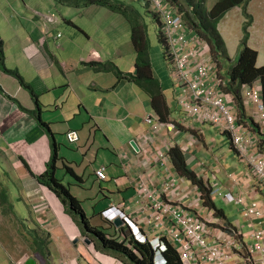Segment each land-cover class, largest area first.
Here are the masks:
<instances>
[{"label": "crops", "instance_id": "1", "mask_svg": "<svg viewBox=\"0 0 264 264\" xmlns=\"http://www.w3.org/2000/svg\"><path fill=\"white\" fill-rule=\"evenodd\" d=\"M7 1L9 9L4 12L0 0L5 66L19 72L35 97L0 68V85L10 96L0 93V170L9 177L5 182L0 176V188L9 191L16 211L6 213L0 206V264H26L31 257L36 264H124L96 250L93 241L86 244L76 220L66 213L58 197L36 180L46 172L54 154L55 177L65 168L73 173L66 186L80 201L90 225L104 229L108 236L118 232L113 223L102 218V212L112 204L133 218L149 239L160 235L158 229L143 223L151 211L143 210L146 203L135 184L142 178L161 187L166 173L156 162L155 154L163 150L166 142L190 144L185 154L187 164L206 182L218 184L224 192L244 194L248 201L260 200L264 205V186L256 180L246 186L232 184L231 177L249 169L238 161L229 137L209 124L186 122L164 86L166 76H159L152 66L151 77L160 83L167 104L166 120L158 121L148 92L125 76L116 79L111 71L113 62L77 56L75 42L56 38L61 33V21L48 35L44 33L34 11L52 12L56 6L53 0ZM73 36L76 38L77 34ZM87 38L94 40L91 35ZM96 64L109 70L97 71ZM263 65L264 54L258 52L257 66ZM119 71L123 75L137 74L136 67ZM252 108L245 107L247 118L256 111ZM148 115L154 117L153 122L161 123L158 128L155 123H145ZM146 135L152 137L151 151L142 141ZM132 141L140 148L138 152L131 146ZM100 167L105 169V180L95 175ZM185 186L194 189L188 180L183 182L182 187ZM235 205V215L240 212L241 217L231 220L230 214L234 213H224L228 221H236L231 223L245 235V243L252 244L253 240L247 237L252 227L246 223L243 207ZM24 211L27 218L23 217ZM35 249L47 251L46 257Z\"/></svg>", "mask_w": 264, "mask_h": 264}, {"label": "built area", "instance_id": "2", "mask_svg": "<svg viewBox=\"0 0 264 264\" xmlns=\"http://www.w3.org/2000/svg\"><path fill=\"white\" fill-rule=\"evenodd\" d=\"M150 1L160 19L166 57L177 84V102L186 122L209 124L230 138L235 153L249 169L231 177L234 186H246L253 180L264 186V153L259 150V140L253 128L239 116L233 96L223 90L226 81L214 71L207 44L183 21L174 5L164 0ZM44 19L48 25L57 20L54 15ZM242 99L245 107H255L256 111L249 118L264 132L260 82L243 85ZM153 118L146 116L145 123H155L154 127L158 128L161 123L153 122ZM142 141L145 148L151 151V135L143 136ZM175 146L183 154L190 149V144L180 146L166 142L163 150L155 154L156 162L164 167L166 173L161 187L157 188L154 181L142 178L135 184L136 191L146 203L143 210L151 211L143 223L158 229V237L150 240L138 223L115 205L103 211V216L110 221L121 218L138 242H150L156 247L153 255L160 250L168 251V244H172L181 264H264V221H255L264 218L262 202L257 199L248 201L246 195L231 191L222 193L225 203L243 207V214L248 219L246 223L252 227L247 237L253 240L252 244L245 243V235L238 226L226 225L214 215L213 210L201 206L202 194L198 187H182L181 180L184 178L179 179L173 172L168 156L169 150ZM104 172V167H100L95 175L99 180H105ZM209 186L212 196L221 194L218 184Z\"/></svg>", "mask_w": 264, "mask_h": 264}, {"label": "trees", "instance_id": "3", "mask_svg": "<svg viewBox=\"0 0 264 264\" xmlns=\"http://www.w3.org/2000/svg\"><path fill=\"white\" fill-rule=\"evenodd\" d=\"M53 1L56 4H64L67 7H73L76 9L99 6L112 13L119 14L125 19L131 29V41L135 52V67L137 74L135 76L132 74L123 75L120 71H118L115 65H112L111 71L116 72L120 77L125 76L124 78L126 80L134 81L136 85L146 90L151 97L153 108L158 114L160 120L165 121L167 104L164 99L160 83L151 77L152 63L150 58V44L147 38V27L143 17L144 14L151 16L159 23L161 28L158 14L150 11L148 8L151 5V2L149 0ZM167 1L177 7L178 13H180L183 21L203 38L209 48L210 56L213 59L215 66V71L219 72V70H222L223 68L226 70V76H224L226 83L223 90L233 96L241 119L243 118L242 120L249 123L258 133L261 141L259 149L264 152V134L260 132L258 128L259 126L253 122L252 118L245 119V105L242 99L243 85H252L254 82L259 81L262 92V101L264 104V65L261 67L257 66L258 51L249 47L247 44L250 37L247 28L248 26H251L252 16L245 14L248 22L243 25V37L240 42V52L233 62L229 58L226 43L218 30L219 23L228 12L236 6H240L243 8L245 13L246 6L251 0H216L210 9L207 8L206 0ZM138 2L143 6V12L136 6V3ZM143 4L146 6L144 7ZM159 40L160 42H163L162 30L159 32ZM227 60L231 61V64L225 65V61ZM0 68L8 74L14 76L19 83L26 88L33 97H35L31 87L24 81L19 72L17 70H10L6 68L1 38ZM96 70L108 71L109 69L96 64ZM0 93L10 98V96L5 93L1 85ZM33 113L36 114V110ZM43 127L48 130V126L46 124H44ZM168 156L172 170L179 177L188 180L192 186H196L200 189L202 194L201 206L207 207L209 210H213L214 215L217 218L223 220L226 225L231 226L232 223L228 221L224 210L216 206L212 197L211 187L192 168H190L182 151L177 146L172 147L168 152ZM55 163L54 154L50 162L47 164L46 172L37 176L36 180L41 185L46 186L58 197L63 204L66 213L76 220V223L81 228L84 236L92 239L96 250L111 255L124 264H151L152 249L150 245L139 243L134 239V237L129 236L124 228L121 227L118 229L124 236L122 241H118L110 239V235L108 236L104 232V229H99L98 227L96 228L90 225L81 207L80 201L71 194L68 186H65L61 180H58L55 177ZM0 206L6 213L13 212V204L10 200L9 191L6 188L0 189ZM168 245V251L165 253L168 264H181L176 248L170 243ZM35 250H37L41 256L46 257L47 251L43 249Z\"/></svg>", "mask_w": 264, "mask_h": 264}, {"label": "rangeland", "instance_id": "4", "mask_svg": "<svg viewBox=\"0 0 264 264\" xmlns=\"http://www.w3.org/2000/svg\"><path fill=\"white\" fill-rule=\"evenodd\" d=\"M27 1L28 0H26V2ZM215 1L216 0H206L207 8L210 9ZM136 6L140 11H144L143 6L139 2L136 3ZM145 6L146 5H144V7ZM2 8L4 12L9 9L7 0H3ZM148 8L152 11L153 7L149 6ZM52 10L53 13L59 16L62 23L60 26V32L63 35L62 40L65 42H75L78 47L76 52L77 56L89 55L93 59L104 61V63L113 62L112 64L116 65L118 71L120 69L124 72L135 68V52L131 41V29L121 15L112 13L99 6H90L78 10L73 7H67L64 4H56ZM245 14L252 16L251 26H248L247 28V31L250 34L247 44L249 47L260 52L261 56L264 54V0H251L246 6L245 13L242 7L236 6L226 14L219 24L218 29L226 43L229 58H232L231 60H235L240 52V42L243 37L242 28L244 23L248 22ZM74 15H77L75 19H73ZM143 17L147 27V38L150 44V58L153 69L159 74V76H166L167 81L166 83L164 82V86L169 93L170 99L176 106V104L178 105L177 98L175 101L177 93L174 91L173 80L171 81V76L169 77V61L165 59V45L159 40V32L161 31V28L159 23L151 16L144 14ZM70 20H72V23H70ZM72 33L77 34V37L75 38ZM89 35L94 38L93 42H90L87 38ZM225 62V65L231 64V61L229 60ZM222 74L226 76L225 69L222 70ZM115 77L119 80L121 78L116 72ZM252 110H254V106ZM237 158L238 161H241L239 157ZM199 161L205 162L204 159ZM65 170H59L56 178L61 179L62 183L66 186L68 185L66 182L70 177L69 175L72 176L73 173L69 172L66 168ZM0 176L3 177L2 180L5 182L9 181V177L1 170ZM178 178L181 179L179 176ZM185 181L186 180L182 179L181 183ZM222 193L213 194V200L216 206L227 213H234V216L230 214L231 220L241 217L240 212L235 215L238 207L235 204H226L223 200ZM195 196L196 195H193V197ZM14 213H16V211L13 209L11 214ZM23 217L27 218L25 211L23 212ZM231 222L233 223L236 221ZM238 222L244 224V221ZM246 234H248V232H246Z\"/></svg>", "mask_w": 264, "mask_h": 264}, {"label": "clouds", "instance_id": "5", "mask_svg": "<svg viewBox=\"0 0 264 264\" xmlns=\"http://www.w3.org/2000/svg\"><path fill=\"white\" fill-rule=\"evenodd\" d=\"M150 1V0H149ZM167 4H169V5H174V4H171V3H169L167 0H164ZM151 2V1H150ZM55 3V2H54ZM175 6V5H174ZM150 7H153L152 6V4L150 5ZM176 7V6H175ZM177 8V7H176ZM152 11L155 13V11H154V8H152ZM178 11V10H177ZM180 14V13H179ZM34 15L35 16H37L38 17V19H39V22H40V25L43 27V29H44V33L46 34V35H48L49 33H50V31H51V28L53 27V26H55V25H57V24H59L60 23V18H59V16L58 15H56L55 13H53V12H47V13H42V12H39V11H34ZM48 15H54L56 18H57V20H56V22L55 23H53V24H45L44 23V21H45V16H48ZM159 21H160V19H159ZM220 24V23H219ZM161 25V24H160ZM218 27H219V25H218ZM192 29V28H191ZM193 30V29H192ZM219 30V29H218ZM194 31V30H193ZM195 32V31H194ZM196 33V32H195ZM197 34V33H196ZM198 35V34H197ZM63 37V35H62V33H57L56 34V38L57 39H61ZM201 37V36H200ZM202 38V37H201ZM203 39V38H202ZM164 42V41H163ZM165 45V44H164ZM165 49H166V46H165ZM209 49V48H208ZM165 54H166V51H165ZM209 56H210V52H209ZM210 58H211V56H210ZM166 60H167V57H166ZM234 60V59H233ZM258 60V59H257ZM211 61H212V66H213V69H214V71H215V66H214V63H213V59L211 58ZM113 65V64H112ZM117 68V67H116ZM224 69V68H223ZM222 69V70H223ZM169 70H170V76L172 77V75H171V67H170V64H169ZM222 70H219V72H217L221 77H223L224 78V75L222 74ZM216 72V71H215ZM225 79V78H224ZM172 80L175 82V80L173 79V77H172ZM175 85H176V87H177V84H176V82H175ZM176 90V93H177V88L175 89ZM179 106V105H178ZM182 112V111H181ZM184 115V114H183ZM159 118V117H158ZM159 120H160V118H159ZM161 121V120H160ZM247 125H249L250 127H251V125L249 124V123H247ZM246 125V126H247ZM259 128V130H260V132L262 133V134H264V132H262L261 131V129H260V127H258ZM254 130V133H255V135H256V137H257V139L259 140L260 138H259V135H258V133L256 132V130L255 129H253ZM226 135V134H225ZM230 139V138H229ZM231 141V140H230ZM260 140H259V145H260ZM231 146H232V143H231ZM260 147V146H259ZM232 148H233V146H232ZM140 149V148H139ZM234 150V149H233ZM260 150V149H259ZM261 151V150H260ZM262 152V151H261ZM264 153V152H263ZM185 155V154H184ZM105 173V172H104ZM201 177V176H200ZM202 178V177H201ZM105 179H106V175H105ZM185 179V178H184ZM204 180V179H203ZM205 181V180H204ZM208 183V182H207ZM208 184H210V183H208ZM220 188V187H219ZM0 189H2V188H0ZM220 192L222 193L223 191H222V189L220 190ZM234 194V193H233ZM213 197V196H212ZM113 205V204H112ZM116 206V205H115ZM109 208V207H108ZM107 208V209H108ZM106 210V209H105ZM104 210V211H105ZM120 210H122V209H120ZM123 211V210H122ZM124 212V211H123ZM103 213V212H102ZM125 213V212H124ZM102 218L105 220V221H107V222H109V223H113L114 224V221L115 220H117V219H121V218H116V219H114L113 221H110V220H108V219H106L104 216H103V214H102ZM122 220V219H121ZM123 221V220H122ZM225 223V222H224ZM233 225V224H232ZM122 228H124L125 229V231L127 232V234L129 235V236H132V230L127 226V224L123 221V226H121ZM121 227H117L118 229L119 228H121ZM117 229V230H118ZM123 234H121V232L118 230V232H117V234L115 235H112V236H110L109 238L110 239H115V240H118V241H122L123 240ZM133 237V236H132ZM87 239H89V238H87ZM135 239V238H134ZM154 239V238H153ZM91 240V239H90ZM136 240V239H135ZM151 240V239H150ZM92 241V240H91ZM137 241V240H136ZM140 243V242H139ZM141 244H149L150 245V247H151V249H152V259H151V264H168V261H167V258H166V256H165V253L167 252L166 250H160V253H156V254H154L153 255V252H155V250H156V247H154V245L153 244H151L150 242H148V243H141ZM31 258H33V257H31ZM29 259V258H28ZM36 261V260H35Z\"/></svg>", "mask_w": 264, "mask_h": 264}, {"label": "water", "instance_id": "6", "mask_svg": "<svg viewBox=\"0 0 264 264\" xmlns=\"http://www.w3.org/2000/svg\"><path fill=\"white\" fill-rule=\"evenodd\" d=\"M73 138V137H72ZM131 146L133 147V149L135 150V151H139L140 149H139V147H138V145H137V143L135 142V141H132L131 142ZM114 225L116 226V227H121V226H123V221L121 220V219H117V220H115L114 221ZM85 243L86 244H88V245H90L91 243H92V241L90 240V239H85ZM26 264H36V261H35V259L34 258H29L27 261H26Z\"/></svg>", "mask_w": 264, "mask_h": 264}]
</instances>
